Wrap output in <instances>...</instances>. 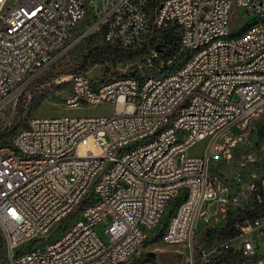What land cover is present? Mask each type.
I'll return each mask as SVG.
<instances>
[{"label": "built area", "instance_id": "1", "mask_svg": "<svg viewBox=\"0 0 264 264\" xmlns=\"http://www.w3.org/2000/svg\"><path fill=\"white\" fill-rule=\"evenodd\" d=\"M239 14L253 19L233 32ZM96 31L131 51L172 34L187 55L160 75L77 71L64 107L110 114L30 115L0 144L8 264H122L149 241L154 251L184 244L174 254L185 264H264V0H0V128ZM90 139L102 154H79ZM106 218L109 243L95 230Z\"/></svg>", "mask_w": 264, "mask_h": 264}, {"label": "rangeland", "instance_id": "2", "mask_svg": "<svg viewBox=\"0 0 264 264\" xmlns=\"http://www.w3.org/2000/svg\"><path fill=\"white\" fill-rule=\"evenodd\" d=\"M95 16H89L86 21L81 24L77 31L78 36L84 35L88 27H91L96 22ZM251 15L243 16L239 14L233 23V32H239L244 25L251 21ZM104 42L101 31L85 35L73 49L61 57L36 83H33L27 89L25 94V102L21 101L20 109L23 111L22 116L16 115L11 119L7 125L0 128V132H7L8 138L13 135V130L25 125L30 115L38 117H54L62 114L82 115V116H103L112 112L110 106H83L79 109H67L64 107L66 95L70 91V75L81 71L75 70L79 65L81 58L85 53L90 54L88 66L82 71H86L92 78H109L113 76L129 75V76H146V75H160L169 71L175 70L179 67L186 58V52L180 47L177 55L169 61H164L157 50H147L145 53H138L137 51H108L100 49L98 44ZM72 72V73H69ZM63 78L62 83H57L56 80ZM209 139L200 141L197 145L190 149L191 155H203L209 145ZM92 151L95 155L102 154V147L94 145V140L90 139L88 144L80 145L79 154L86 155ZM99 222L95 226L98 235L109 243V236L106 232L107 220ZM169 218L166 216L165 222ZM220 236H215L218 239ZM154 242H146L141 252L135 258L147 257L157 261L160 264H185L183 255L174 254L175 251L181 250L184 253L188 252V248L184 244L168 245L161 247L162 244L158 241V245L162 248L161 251H154ZM264 243V238L261 240V245ZM3 250V248H2ZM5 253L0 250V264H8L4 258Z\"/></svg>", "mask_w": 264, "mask_h": 264}, {"label": "trees", "instance_id": "3", "mask_svg": "<svg viewBox=\"0 0 264 264\" xmlns=\"http://www.w3.org/2000/svg\"><path fill=\"white\" fill-rule=\"evenodd\" d=\"M97 47L98 48H100V49H106V50H108V51H125V50H127V49H125V48H123L122 46H120L119 44H112V43H107V42H103V43H101V44H98L97 45ZM155 48L157 49V51L159 52V54L161 55V58H162V60H164L165 62L166 61H169V60H171L172 58H174L176 55H177V53H178V51H179V49H180V44H179V40H178V37L177 36H174V35H172V34H164L163 36H162V38H161V40L159 41V44H157L156 46H155ZM138 53H145V52H147V49H142V50H138L137 51ZM89 60H90V54H88V53H85L84 54V56L81 58V61H80V63H79V65L77 66V68H75V70H73V71H76V70H78V69H80L81 71L83 70V69H85L87 66H88V63H89ZM69 73H72V72H69ZM135 77H140V76H138V75H135ZM106 79V78H105ZM21 104V103H20ZM22 110L20 109V112L18 111V115L20 116H22ZM26 124V123H25ZM260 129H259V132L261 133V134H263L264 133V119L260 122ZM19 129V128H18ZM18 129H15L14 128V130H13V135L16 133V131L18 130ZM8 133L7 132H0V144H3V143H6V142H9L10 140H11V138H12V136H10V138L9 139H7L8 138ZM176 205H178V201L177 202H175L173 205H172V207H171V209H170V211H169V214L167 215L168 216V218H170V216L172 215V213L174 212V209H175V206ZM167 222H165V224H166ZM162 230L163 229H161L160 231H159V233L157 234V236L156 237H160L161 235H162ZM220 234H222V235H226L227 234V232H226V230H224V229H222L221 231H220ZM2 240H1V238H0V250L2 251V253L4 252V250H2ZM262 258H264V254H263V256H262ZM154 261L153 259H150V258H147V257H142V258H134V259H132V260H130L129 262H126V263H122V264H142V263H144V262H147V261ZM156 262V261H155Z\"/></svg>", "mask_w": 264, "mask_h": 264}]
</instances>
